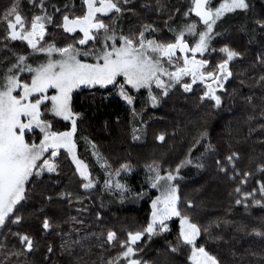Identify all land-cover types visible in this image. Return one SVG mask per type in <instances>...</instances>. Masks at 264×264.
<instances>
[{
	"label": "snow or ice",
	"instance_id": "obj_1",
	"mask_svg": "<svg viewBox=\"0 0 264 264\" xmlns=\"http://www.w3.org/2000/svg\"><path fill=\"white\" fill-rule=\"evenodd\" d=\"M131 2L82 0V12L69 14L67 5L62 12L52 4L53 11L50 12L47 0H30L38 11L29 18L23 14L19 0H12L0 15V24L4 26L3 39L23 42L31 50L26 53L10 49L13 54L7 58V63L0 60V227H4L8 221L15 224L23 222L21 209L32 198L35 185L45 173L59 174L62 157H69L75 165L74 171L80 177L83 189L96 187L98 181L93 178L89 164L77 153L79 126L85 121V113L78 111L74 105L73 97L78 89L115 90L116 95L129 107L133 122L141 113L136 110L132 90L139 93L146 89L148 100L156 107L177 85L187 93L192 92L193 85L199 82L205 86L200 99L210 98L216 107L221 105V96L217 91L225 89V84L234 75L231 64L237 58H242L243 53L228 43H223L219 48L222 55L215 63L205 53L210 55V49L211 52L217 51L212 43L216 37L224 35L218 29L229 14L252 10L250 0H218V3L216 0H190L187 11L182 15L187 18L194 13L198 21L188 22L185 19L173 27L166 20L164 25L172 34L171 39L167 40L156 35L159 28L154 24H144L135 32L125 33L119 21L124 12L132 11L127 7ZM165 7L158 0V11L163 13ZM57 13H61L59 21L56 19ZM169 20H172L171 16ZM254 24L255 27L241 25L239 29L249 36V43L255 39L257 29L264 34V18L256 19ZM49 25L68 34L70 42L61 45L54 39L49 40ZM257 61L264 65V51L258 54ZM186 78H190V82ZM260 80L264 81V75ZM153 87L160 90L159 95L154 94ZM61 122H65V130L58 127ZM141 135H146V125L144 129L132 128L133 141H139ZM207 137L206 130L195 137L174 167L169 165L165 168V162L156 160L146 165L148 174L145 183L160 193L151 201L146 226L137 231H128L124 240L119 239L116 231L108 229L105 243L118 242L120 251L115 257L102 261V264H145L137 258L140 251L137 242L145 235L151 239L169 232L168 222L173 217L179 220V231L176 243L170 245L171 253L186 250L185 264H222L200 242L202 234L208 233L209 228L202 227L193 219L188 210L194 208V203L191 200L182 201L180 194L179 180L184 179L181 170L188 167L204 169L207 154L217 151L211 143H202ZM83 139L97 162L103 161L101 167L107 173L104 189L119 195L123 202L131 189L120 180L113 182L112 177L131 172V165L121 164L114 172L109 171L111 165L102 156L97 144L87 137ZM156 139L163 143L166 135L161 133ZM199 147H203L204 151L197 156L194 153ZM239 159L238 152L229 151L214 162L225 177L233 180L239 178L241 184H247L253 173L239 170ZM257 171L264 174V163L258 166ZM257 184L258 188L244 192L243 198L236 199L235 203H244L247 208L249 204L245 202L251 198L253 204L264 207V178L257 180ZM234 191L240 194L242 189L238 186ZM257 193L259 199L256 198ZM144 195L146 192L137 193L140 198ZM41 196L42 202H52L54 199L50 194L41 193ZM59 197L71 203L73 194L61 192ZM71 219L76 221V217ZM96 219L101 220V216L97 214ZM42 228L45 231L53 229V223L47 216L42 220ZM254 231L258 236L264 235ZM14 235L22 250L30 253L36 247V241L30 234ZM92 235L95 236V233ZM79 243L81 240L64 241L61 247L70 252L71 246ZM48 252H53V248L49 247Z\"/></svg>",
	"mask_w": 264,
	"mask_h": 264
},
{
	"label": "trees",
	"instance_id": "obj_2",
	"mask_svg": "<svg viewBox=\"0 0 264 264\" xmlns=\"http://www.w3.org/2000/svg\"><path fill=\"white\" fill-rule=\"evenodd\" d=\"M67 1L71 0H64L56 7L63 12ZM11 2L0 0V15ZM147 2L151 3L148 7L145 4ZM147 2H131L127 7L132 8V11L124 12L119 21L120 27L125 33L135 32L152 17V24L159 28L156 35L172 37L164 22L168 20L170 24L173 23L178 5L174 0H159V4L166 6L161 13L158 11V0ZM19 4L23 14L29 17L33 14L24 9L21 0ZM250 4L251 11L240 14L235 17V21L224 25L221 31L224 35L216 37L212 43L217 51L211 52L210 49V55L205 53L213 63L221 58L222 54L218 50L223 43L243 53L242 58H237L231 64L233 72L237 70V74L228 80L225 89L217 91L222 100L219 107L210 98L200 99L205 86L199 83L193 86L192 92L187 93L177 85L156 107L148 100L147 92L132 90L136 110L141 113L133 122L129 107L111 88H84L74 93L76 109L85 113V121L79 126L77 153L89 164L92 176L98 183L94 189H83L72 161L62 157L59 174L45 173L35 185L32 198L21 209L23 222L15 224L8 221L4 227H0V264H102V261L115 257L120 251L119 243H105L107 230L116 231L119 239L124 240L128 231H137L146 226L151 213V201L159 193L157 190L153 192L155 190L145 183L148 174L146 165L156 160L165 162V168L169 165L174 167L188 151L194 138L205 130L208 132L205 139L207 144L214 145L217 151L207 154L204 169L197 170L192 177L182 175L184 179L179 180L181 199L194 203V208L188 210L189 214L202 227L209 228L208 233L202 234L200 242L205 243L222 264H264V235L258 236L254 231L264 233V207L253 204L251 198L245 202L249 204L247 208L244 203H235L236 199L243 198L244 192L258 188L257 180L264 178V174L257 171L258 166L264 163V81L260 80L264 75V65L257 61L258 54L264 51V34L257 29L255 39L249 43V36L239 30L241 25L255 27L254 21L264 18V0H250ZM76 9L67 7L68 13ZM169 16L172 20H169ZM56 19H61V13L56 14ZM3 32L4 26L0 24V44L5 43ZM49 33L48 39H54L58 44L70 42L68 34L52 25H49ZM237 43L240 46H236ZM145 125L146 135H141L139 141H133L132 128L144 129ZM58 127L65 130V122H61ZM161 133L166 135L163 143L156 139ZM84 137L97 144L100 153L111 165L109 171L114 172L121 164L131 165V172L112 177L113 182L120 180L131 189L123 202L119 195L104 189L107 173L101 167L103 161L97 162L91 148L86 146ZM229 151L240 154L237 161L239 170L253 173L247 184H241L239 178L229 179L217 170L215 159L223 158ZM238 186L242 189L240 194L234 191ZM61 192H71L72 202L61 199ZM140 192L155 194L152 198L151 195L144 198L138 208L122 205ZM41 193L52 195L53 201L42 202ZM107 197L112 200L104 204ZM256 198H260L259 193ZM181 207H184L183 203ZM97 214L101 216L99 221L96 219ZM44 216L52 221L53 229L43 230ZM72 217H76V221ZM168 224L169 232L151 239L145 235L137 242L140 251L146 250V260L150 264L186 262V250L177 253L169 251L170 245L177 241L178 218L173 217ZM25 232L36 241V247L30 253L22 250L14 235ZM83 237L88 238L83 240ZM76 240H81V243L72 245L70 252L62 249L64 241ZM49 247L53 248V252H48Z\"/></svg>",
	"mask_w": 264,
	"mask_h": 264
},
{
	"label": "rangeland",
	"instance_id": "obj_3",
	"mask_svg": "<svg viewBox=\"0 0 264 264\" xmlns=\"http://www.w3.org/2000/svg\"><path fill=\"white\" fill-rule=\"evenodd\" d=\"M23 3H24V9H26V10H29V12L28 13H31V12H33V14H35L37 11H38V9H36V8H34L33 7V5L30 3V0H26V2H25V0H21ZM63 1L64 0H57L56 2H54V1H52V0H47V3L49 4V11L51 12V10H53L52 9V7H51V5L52 4H55L56 6L58 5V4H61V3H63ZM76 1H78V3H75ZM133 1H145V2H147V0H132V2ZM150 1V0H149ZM152 1V0H151ZM68 2V3H67ZM67 2H65V4L67 5V7H69V8H78V9H76V10H72V11H70V13L69 14H73V12H74V14H80L82 11H81V9L80 8H82V0H71L70 2L69 1H67ZM216 2L218 3V0H216ZM174 3H176L177 5H178V7H177V9H180V11L179 12H177V16H176V18H175V20L173 21V23H172V26L173 27H176V25L177 24H180V23H182L185 19H187V21L188 22H192L193 20H196V21H198L195 17H193L191 14H190V16L189 17H187V18H184L183 17V12H185V11H187V9H188V6L190 5V0H174ZM78 4V5H77ZM145 4H147V7L148 6H150L151 5V3H149V2H147V3H145ZM21 10H22V8H21ZM23 11V10H22ZM176 13V12H175ZM240 14H242V15H245V13H235V14H229L228 15V17L226 18V20H225V22L223 23V25H222V27H220L219 29H218V31H222V29H223V27H224V25L225 24H229L231 21H235L236 20V18L235 17H238ZM29 17V16H28ZM30 18V17H29ZM153 21H154V19H152V17L151 18H149L148 19V22L146 21V22H144L143 24H142V26L144 25V24H152L153 23ZM141 26V27H142ZM130 32H134V31H130ZM235 36V35H234ZM158 37H160V38H163V39H171V37H161V36H158ZM189 39L191 40V37H189ZM234 41V39L233 38H231V42H233ZM235 43V42H234ZM7 44V47H5V45ZM18 45V46H17ZM236 46H240V44H235ZM14 46H17V48H13ZM20 47V48H19ZM10 49L11 50H14V51H16V52H22L23 50H25V52L27 53V52H30L31 50L30 49H27V47H26V45L23 43V42H20V41H5V43L4 44H0V60H3L4 62H5V64L7 63V58H9V57H11L12 56V54H13V52L12 51H10ZM22 49V50H21ZM232 66V65H231ZM234 73V75L233 76H235L236 74H237V70L235 71V72H233ZM186 79H188L189 80V82H190V78H186ZM199 82H197V84H198ZM199 84H201V83H199ZM196 85V84H195ZM195 85H193V86H195ZM203 87H204V85L203 84H201ZM81 89H84L83 87L81 88ZM81 89H78V90H81ZM87 89H98V88H87ZM183 89V88H182ZM77 90V91H78ZM115 91V90H114ZM133 91H135V90H133ZM142 91H144V92H147L148 93V91L146 90V89H144V90H141L140 92H142ZM136 92V91H135ZM153 92H154V94H157V95H159V93H160V90H158V89H156L155 87H153ZM203 144H207V142H206V140H204L203 142H202ZM204 151V148L203 147H199L198 148V150L194 153L195 155H200V153L201 152H203ZM64 159H68V161H70L71 159L69 158V157H63ZM73 164V163H72ZM73 167H74V169H75V165L73 164ZM198 171H197V169L195 168V167H188V168H185V169H182L181 170V175H183V176H186V177H188V176H193L195 173H197ZM155 191H153V192H155L156 193V189H154ZM155 193H152V192H149V193H146V195H144L142 198H140V197H138L137 195L136 196H133V197H131V198H129L128 200H126L122 205H125V204H127L128 206H133V207H136V206H140V204L143 202V199L144 198H149V195H151V198H152V195L153 194H155ZM156 195H159V193H157ZM156 197V196H155ZM155 197H153V199H155ZM109 199H111L112 200V198H108L107 197V199H105V201L103 202L104 204H109ZM114 200V199H113ZM130 204V205H129ZM132 204V205H131ZM154 238H157V236H154ZM205 244V243H204ZM146 250H143V251H138V253H137V258L138 259H141L142 261H144L145 262V264H150V262H148L147 260H146V255H145V252ZM185 258H186V256H185Z\"/></svg>",
	"mask_w": 264,
	"mask_h": 264
},
{
	"label": "crops",
	"instance_id": "obj_4",
	"mask_svg": "<svg viewBox=\"0 0 264 264\" xmlns=\"http://www.w3.org/2000/svg\"><path fill=\"white\" fill-rule=\"evenodd\" d=\"M129 205H130V204H129ZM131 205H132V204H131ZM127 207L138 208L139 206L133 207V206H128V205H127Z\"/></svg>",
	"mask_w": 264,
	"mask_h": 264
},
{
	"label": "water",
	"instance_id": "obj_5",
	"mask_svg": "<svg viewBox=\"0 0 264 264\" xmlns=\"http://www.w3.org/2000/svg\"><path fill=\"white\" fill-rule=\"evenodd\" d=\"M193 17H195V15H194V13L193 14H191ZM197 20H198V18L197 17H195Z\"/></svg>",
	"mask_w": 264,
	"mask_h": 264
}]
</instances>
